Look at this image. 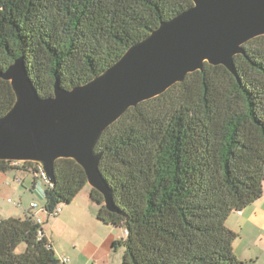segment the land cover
<instances>
[{"label": "trees", "instance_id": "obj_1", "mask_svg": "<svg viewBox=\"0 0 264 264\" xmlns=\"http://www.w3.org/2000/svg\"><path fill=\"white\" fill-rule=\"evenodd\" d=\"M193 6L192 0H0V73L23 59L42 97L59 81L73 89L116 64L130 47ZM234 59L239 79L206 63L164 94L130 108L101 136L100 170L120 213L90 188L105 225L126 230L113 243L123 264H254L234 254L228 227L264 194V36ZM16 102L0 76V118ZM46 176L32 161H0ZM88 186L73 159L55 163L38 216L0 221V264H55L44 225ZM62 209V208H61Z\"/></svg>", "mask_w": 264, "mask_h": 264}, {"label": "water", "instance_id": "obj_2", "mask_svg": "<svg viewBox=\"0 0 264 264\" xmlns=\"http://www.w3.org/2000/svg\"><path fill=\"white\" fill-rule=\"evenodd\" d=\"M192 1L84 85L68 90L57 81L54 96L42 97L23 59L0 73L16 94L0 118V161L36 162L53 183L55 163L73 159L88 185L104 196L107 210L120 213L100 170L102 154L96 153L103 133L130 108L164 94L206 63L225 66L239 79L235 57L264 36V0Z\"/></svg>", "mask_w": 264, "mask_h": 264}, {"label": "crops", "instance_id": "obj_3", "mask_svg": "<svg viewBox=\"0 0 264 264\" xmlns=\"http://www.w3.org/2000/svg\"><path fill=\"white\" fill-rule=\"evenodd\" d=\"M20 179V182L18 181ZM41 181V187L39 189L38 183ZM48 180L40 177L35 180V176L31 173H26L21 170L15 169L10 170L6 173H0V217L2 219L16 217L24 218L28 213H34L37 216H41L43 220H46V217L41 213L37 212L35 209H32L31 204L36 203L41 208L44 207V202L40 201V196L44 195L45 198V189L47 187ZM22 188L23 192L20 191ZM37 190H39L38 196L36 195ZM10 196H18L19 202L17 204L13 203L5 207L6 202L11 203ZM73 206V207H69ZM65 209H61L59 215L52 220H55L51 223L49 219L44 225V233L48 240L51 242L53 249L57 253L61 251V248L55 244V234L51 236L48 233V226L53 227L59 232H65L70 227L78 226L81 227H92L93 234L89 237V240H92L94 243H100V245L108 244L109 242H115L121 238V235L116 236L113 233H104L105 229H117L113 226L105 225L98 219V207L90 199V190L85 193L83 190L75 200L65 206ZM87 214V219L84 216ZM232 216H237L232 222L234 225H230L229 220H232ZM228 220V227L240 235V238L236 240L240 241L243 239L252 238L253 231H261L264 229V194L262 198L256 201L254 204L250 205L248 208L241 212H236L231 215ZM82 220V221H81ZM85 224V225H83ZM53 225V226H52ZM76 228V227H75ZM118 233L117 231H115ZM54 233V232H52ZM79 234V233H78ZM104 234H107L104 236ZM82 238V247H78L75 243L69 242L64 249L65 254L60 256V264L63 263V259H68L66 264H91L94 260L95 263H98L99 252L96 249L92 252L91 257H83L85 253V247L88 246L89 240H85L84 236L79 234ZM235 244V243H234ZM94 246V245H93Z\"/></svg>", "mask_w": 264, "mask_h": 264}, {"label": "rangeland", "instance_id": "obj_4", "mask_svg": "<svg viewBox=\"0 0 264 264\" xmlns=\"http://www.w3.org/2000/svg\"><path fill=\"white\" fill-rule=\"evenodd\" d=\"M38 187L40 189L41 181L38 183ZM90 188L91 187L89 185L86 186V188L84 189L85 193L88 190H90ZM20 191L23 192L22 188H20ZM38 193H39V190H37L36 192L37 196H38ZM39 196H40V193H39ZM9 198H11V203L8 204L6 202L5 207H7L8 205H12L13 203L17 204L20 200L18 196H10ZM44 200H45L44 195H41L40 201L44 202ZM69 207H73V206H69ZM61 208L65 209L66 207L65 205H62ZM40 209H41V205H40ZM84 216H86L84 217V220L85 218L87 219L88 217L87 214H85ZM236 217L237 216L231 217L232 220H229L230 225L232 226L234 225V223L232 222L235 220ZM52 219H51V223L55 221ZM1 220H3L2 217H0V221ZM47 227L49 229L48 230L49 235L51 236L52 234H55V244L61 248V251L57 253V258L59 260H61L60 256H63L65 254L64 249H65V246L69 242L75 243L78 247L83 248L81 245L82 238H80L79 234L84 236L85 240H87L93 234V232L91 231L93 230L92 227H89V228L84 227V226L81 227L80 224H78V226L72 225L70 229H68L65 232H59L58 230L54 229V226L51 227L47 225ZM115 231H117L118 233H116ZM115 231L109 228V229H105L104 233L108 234L111 232L116 236V238L118 235L119 236L121 235L123 238L125 237V233H126L125 229L117 228ZM107 234H104V236ZM87 243H89V245L88 246L86 245L85 247L86 252L83 253V257H89V256L91 257L92 252H94L95 249L96 251L98 250L99 252L98 263H95V261L93 260L91 264H123L124 248L118 247L114 249L113 247L114 241L109 242L108 244H105V245H100L99 242L94 243L92 240H89V242ZM234 254L241 261H249V262H253L254 264H264V229H262L261 231L254 230L252 238L249 237L248 239H243V240L235 242Z\"/></svg>", "mask_w": 264, "mask_h": 264}, {"label": "built area", "instance_id": "obj_5", "mask_svg": "<svg viewBox=\"0 0 264 264\" xmlns=\"http://www.w3.org/2000/svg\"><path fill=\"white\" fill-rule=\"evenodd\" d=\"M18 181L20 182V179ZM31 207H32V209L39 211V213H42V211H43V208L40 209V207L36 203H32ZM60 211H61V208H58L57 212L60 213ZM38 222L41 224L44 222V220L41 216H38ZM67 262H68V259H63L64 264H66Z\"/></svg>", "mask_w": 264, "mask_h": 264}]
</instances>
